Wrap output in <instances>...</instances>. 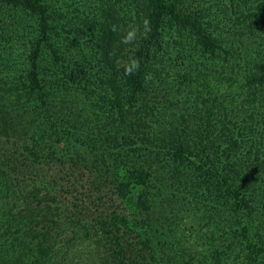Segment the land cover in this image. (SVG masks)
<instances>
[{"label":"trees","instance_id":"1","mask_svg":"<svg viewBox=\"0 0 264 264\" xmlns=\"http://www.w3.org/2000/svg\"><path fill=\"white\" fill-rule=\"evenodd\" d=\"M49 161L106 190L92 233ZM0 199V264L59 263L61 229L89 264H264V0H0Z\"/></svg>","mask_w":264,"mask_h":264},{"label":"rangeland","instance_id":"2","mask_svg":"<svg viewBox=\"0 0 264 264\" xmlns=\"http://www.w3.org/2000/svg\"><path fill=\"white\" fill-rule=\"evenodd\" d=\"M196 8H198V7H196ZM203 13H205V12H203ZM203 13L200 12L201 15H204ZM174 31H175V33L170 32V34L172 33L174 38L178 42L183 41L184 44H186L187 43V39L185 38L186 33L181 32V30H174ZM168 36L169 35H167L166 38H168ZM186 45H188L187 47L190 49L189 44L187 43ZM212 71H213V69H212ZM210 76H212L213 82H214V84H216L215 87H217L218 89L221 90V88H224V86L228 85V81H226V79H222L221 77H218L219 75L217 73H215V72L211 73ZM238 76H241V75H238ZM238 76H237V79H238ZM217 83H219V84H217ZM238 84H239V81H237L236 84H234V87ZM245 88H247V87H245ZM247 100H250V97H248L247 93L242 92V94L240 95L239 101H237L236 102L237 104L235 103V105L239 106L241 102L242 103L244 102V104L246 106H248V104H246ZM228 101H230V100H228ZM59 107H57V108H59ZM39 169H40V172L46 177L64 178L66 181L72 180V183H73V181L75 182V180H77V182L83 183L82 185H78L77 182H75L73 184L74 188L72 187V189L76 190V191L73 190L72 193L74 194L76 200H78V203L81 206V208L79 210V216L81 218V223L87 224L86 228L84 226L81 228V230H82L80 232L81 236L84 235V232L87 231V229L91 232L92 226L95 225L94 219H97L98 217H103V216L107 215V212L110 210L111 204H110V201L106 195V190L105 189H101V190L93 189L92 186L89 184L90 177L88 178V182H87L88 176H86L87 172L85 170L74 169V167H72L68 164V161L65 163H56V162H52V161L44 162V163L39 165ZM83 175H84V177L80 178V176H83ZM75 176H77L78 179H76ZM47 192L49 193L48 198H51V200H53V199L55 200V198L51 192L42 190L41 193H47ZM2 201L3 200L0 199V206L3 205ZM15 202H16L15 199L14 198L12 199V197H11L7 201V203L4 204L5 210H9V212H14V211L20 209L19 206H22V202L20 200H18V202H17L18 206H13ZM28 208L32 209L34 213L37 212V209H34V206H31ZM54 208L55 207L53 205L52 211L54 210ZM111 209H112V207H111ZM22 214H23V212H22ZM22 214H20V215H22ZM17 215H19V213L15 214V216H17ZM5 222H6L5 218L0 215V224H2L4 226ZM172 225H173V228H175L176 231L179 232V234L181 236H184V238H186L189 241V243H191L190 246L196 244V239H195L196 233H195V231L199 230V229L197 227L191 228L192 227L191 213L184 215L181 218V220L173 223ZM62 227L65 228V226H62ZM61 230L63 231V233L61 236H59V238H60L59 243H63L64 246H68V244H70L69 248L72 247V249L69 250V248H68L65 251L62 249V251H60L57 254L59 263L54 262V264H81V263L82 264H89V261L94 258L93 254L91 256H88V255H86L87 253L85 254L84 252H86V250H91L93 248V250L96 253V249H95L94 245L91 246V244L95 240L93 238L86 239V236H85V239H83V238H79L77 240L74 239L70 243V242H67L66 240L62 239V237L66 233H65L64 229H61ZM201 247L202 246H200L199 248H201ZM207 249H208V247H207Z\"/></svg>","mask_w":264,"mask_h":264},{"label":"clouds","instance_id":"3","mask_svg":"<svg viewBox=\"0 0 264 264\" xmlns=\"http://www.w3.org/2000/svg\"><path fill=\"white\" fill-rule=\"evenodd\" d=\"M147 20L144 21L145 27H147ZM137 29L135 27H129V30L126 32V34L122 38V43L129 44L134 39H136ZM138 67V62L135 60L131 61L129 65L126 66V73L130 74L132 71H134Z\"/></svg>","mask_w":264,"mask_h":264}]
</instances>
